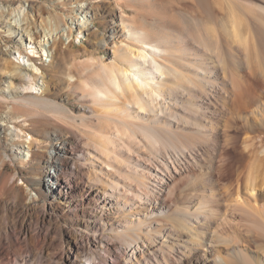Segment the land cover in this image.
<instances>
[{"label": "rangeland", "instance_id": "obj_1", "mask_svg": "<svg viewBox=\"0 0 264 264\" xmlns=\"http://www.w3.org/2000/svg\"><path fill=\"white\" fill-rule=\"evenodd\" d=\"M10 1L14 2L0 0V6L6 7ZM74 2H86L91 8L81 12L72 7ZM22 3L29 10V19L36 22L41 35L47 17L51 15L56 20L57 28H49L54 34L51 35V41L46 43L50 45L54 36L58 35L61 44L57 50L65 51L62 56L57 55L51 60V56L43 55L40 50L35 54L38 48L27 45L22 55L12 48L14 54L9 58L16 63L33 57L45 68L53 65L54 72L49 70L53 74L50 96H41L46 88L43 80L48 78L44 72H38L40 87L32 97L56 102L64 110L54 113L46 102L41 101L38 108L17 106L14 112L10 110L13 105L11 100L1 96L0 123L6 122L12 124V127L13 124L22 126L28 123L31 128L22 133L20 139L13 140L7 134L8 129L0 126V234L5 239V235L15 232L23 241L22 251L4 253L0 263L22 264L21 259L28 256L29 264H73L76 261L104 264V257L92 253V245L84 235L88 230L87 224H90L88 221L96 212L93 202L88 201L92 197L91 192L84 186L93 180L92 168L99 171L101 167L94 157L89 156V159L82 161L76 159L72 164L79 170L77 177L68 176L65 182H61L62 188L53 186L45 175V159L51 156V149L46 144L48 135L55 132L63 134L58 140L78 144V147L83 148L87 144L94 152V146L88 142L87 136H98L99 131L114 135V126L110 124L111 128L109 125L101 128L91 117L83 122L78 120V107L82 104L80 99L88 104L89 95L79 96L74 92L76 88L68 84L79 75L94 83L102 81L100 76L93 75L94 70L90 64L95 61L99 65L100 56L107 64H111L113 48L111 45L101 46V39H110L109 42L122 39L139 44L129 40L128 32L120 30L121 21H125L137 29L146 30L154 40L168 43L166 47L169 55L174 56L172 59L177 58L172 60V64L180 68L182 73L192 75V64L202 63L215 74L213 78L218 83L215 91L201 86L193 93L188 87L185 91L178 87L172 91L173 96L166 99L180 118H174L176 124L172 125L171 130L166 129L162 133L166 143L162 156L177 163L182 170V176L177 179L175 197L167 200L172 213L180 208L184 212L199 215L203 224L209 221L212 234L219 233L220 237L223 235L232 241L229 244L219 242L216 238L214 244L232 264H264V190L260 189L253 197L243 189V180L236 179V159L246 147L247 140L257 134L262 124L258 113L251 114V110L239 109L231 81L229 78L224 79V75L228 77L227 70L233 68L238 72L240 81L248 84L256 96L263 91H257L256 84L250 81V68L257 70L258 74L264 71V46L260 42V35L253 31L257 27L264 31V0H23ZM30 3H34L36 10L31 9ZM234 19L239 23L236 26L238 37L230 32ZM4 25L0 21V63L4 62L3 58L9 59L2 52L11 45ZM113 29L119 32L115 33ZM217 37L223 44L225 63L218 62L211 52ZM244 38L248 41H244ZM175 46L180 47L184 54L181 51L178 53ZM30 62L28 60L27 63ZM11 69L8 65L0 66V94L9 80L7 71ZM166 77L170 82L174 81L172 75ZM32 136L44 142L40 145ZM23 144L26 149H31L32 154L26 152L23 162L2 163L6 150ZM144 146L141 154H151L149 145ZM121 155L125 165L131 161L126 152L121 150ZM7 176L12 179L5 186ZM67 184L69 188L75 187L72 195L74 203L82 204V198L86 199L85 204L86 201L89 203L85 222L81 220V212L73 210V204L60 197ZM236 185L240 190L238 194L234 191ZM199 219L195 216L193 225L196 226ZM100 234L114 240L117 252L125 248L123 243L118 242L116 234L102 230ZM234 249L239 252L241 262L232 256ZM223 257L216 256L219 264H226Z\"/></svg>", "mask_w": 264, "mask_h": 264}, {"label": "bare ground", "instance_id": "obj_2", "mask_svg": "<svg viewBox=\"0 0 264 264\" xmlns=\"http://www.w3.org/2000/svg\"><path fill=\"white\" fill-rule=\"evenodd\" d=\"M22 1L14 0V2L10 1L6 7L0 6V21L5 23L3 27H6L5 31L11 44L6 51L2 52V55L11 58V55L14 54L12 48L22 55L25 47L32 45L31 47L38 48V51L35 50V54L40 50L43 55L51 56V60L57 55L62 56L65 50L63 52L57 50L58 45L61 44V37L56 35L50 45L46 43L52 39L51 35L53 36L54 31L51 29L57 26L56 20L49 15L43 35H41L36 22L29 19V10L23 6ZM74 3L72 7L78 8L81 12L91 8L86 2ZM33 4L30 3V6L34 10ZM205 8L208 9L207 6ZM232 24L233 28L230 32L238 37L236 26L239 23L234 19ZM49 28L51 29L49 30ZM89 29L88 26L87 30ZM256 29L258 30V27ZM1 30L3 31V28ZM113 30L115 33L119 32V30ZM120 30L128 32L129 40H134L139 44L135 45L122 39L112 42H109L110 39H101V46L111 45L113 48L111 64H107L102 56L98 59L99 65L95 61L90 64L94 70L93 75L101 77V83L91 82L79 75L74 80L75 82L68 84L69 87L76 88L74 92L79 96L89 95L88 104L83 103L80 99L82 104L78 107L80 114L78 120L83 122L91 117L101 128H106L110 124L114 126V135H106L103 131H99L100 135L98 136H87L88 142L94 146L93 152L87 144L84 148L82 146L79 148L78 144H69L66 141L58 140L63 134L51 132L46 144L48 145L46 147L51 149V156L45 159L47 165L45 175L53 186L62 188L61 182L66 181L68 176L76 178L78 175L79 170L77 171V167L75 168L72 164L76 159L82 161L89 159V156L97 159L101 169L97 171L90 166L93 169L91 173L94 177L91 175L93 180L85 183L84 186L88 188V191L90 190L89 193L91 192L92 197L88 198V201L93 202L94 211H96L88 221L90 224H87L88 230L84 235L88 237L87 239L92 245V253L104 257V264H219L216 256H223L214 245L215 239L218 238L219 242L229 244L232 241L223 235L220 237L219 233L212 234L209 231L210 222L201 223L199 215L184 212L180 208L176 209L173 215L170 209L171 205L167 200L175 197L177 179L182 176V170L177 163L175 164L174 161L162 156V150L166 146L165 138L162 136L163 130H171L172 125L176 124L173 119H180L166 99L173 96L172 91L178 87L184 88V91L188 87L193 93L201 86H207L211 91H215L218 89V83L213 78L215 74L211 73L202 63L192 64L194 70L192 75L184 74L180 68L172 64V60H175L176 57L172 59L174 56L169 55V49L166 47L168 43L154 40L146 30L137 29L133 24L125 21H121ZM257 30L253 29L254 33L260 35V42L264 46V31L263 29ZM70 32L72 33V30ZM214 41L215 46L211 52L218 62L225 63L222 41L218 37ZM244 41H248V39L244 38ZM175 48L178 53L181 51L184 54L180 47L175 46ZM10 58H3L4 62L0 63V66L2 64L12 67L7 71L9 80L1 89L0 100L1 96L10 99L13 104L10 106V110L14 112L17 106L34 109L41 101L46 102L45 104H48L54 113L62 112L64 107L58 103L32 97L40 87L38 72H44V76L48 78V80H43L46 83V88L41 96H50L49 87L53 81V74L50 71L54 72L53 65L50 66L51 68H45L33 57L27 58V61L19 60L16 63H13ZM182 58L188 62L187 59ZM28 60L31 61L29 64ZM226 73L228 77L224 75V79H230L239 109L251 110V114L258 113L262 124L259 126L257 134L247 140L246 147L236 159V179H242L243 189L254 197L260 189L264 190V71L258 74L257 70L250 68V81L256 84L257 91L263 90L257 96L252 92V88L247 86L248 84L240 81L238 72H235L233 68L228 69ZM169 75L174 77L173 82L166 79V76ZM21 79L25 80L20 82ZM168 115L173 118L170 119ZM13 119L10 121L13 122ZM8 124L2 122L0 126L8 129L7 134L13 140L20 139L23 136L22 133H26L31 128L28 123L22 126L13 124V127L12 124ZM32 137L40 145L44 142L36 136ZM120 143L126 150L121 148ZM144 145H149L151 154H141L145 149ZM25 146L23 144L6 150L3 153L2 163L23 162V157L31 152V149H26ZM121 150L126 152L131 159V161H127L126 165ZM11 179V176H7L4 185L7 186ZM67 185L65 192L60 197L67 199L71 205L73 204L72 209L81 212V220L85 222L86 207L89 203L88 201L86 204L84 203L85 198L81 199L82 204L74 203L72 195L75 187L69 188V184ZM234 191L235 194L239 193L238 185ZM170 210L171 212H169ZM195 216L199 219L196 226L193 225L195 222H192ZM206 216L205 218H207ZM101 230L116 234L118 242L125 245L122 252L120 251L121 253L116 251L117 244L112 238L100 234ZM14 233L5 235V239L1 235L2 233L0 234V258L4 253L15 254L21 249L23 250V241L20 236ZM213 256L214 259L211 258ZM232 256L241 262L240 254L235 249ZM29 259L28 256L23 257L22 264H29ZM223 259L226 264L231 263L228 259L226 260V257ZM73 264L84 263L76 261Z\"/></svg>", "mask_w": 264, "mask_h": 264}]
</instances>
